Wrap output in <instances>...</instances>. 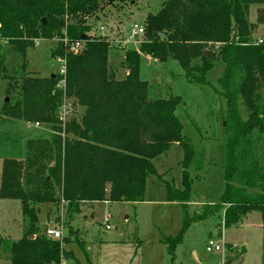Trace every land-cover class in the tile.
<instances>
[{
	"label": "trees",
	"instance_id": "trees-1",
	"mask_svg": "<svg viewBox=\"0 0 264 264\" xmlns=\"http://www.w3.org/2000/svg\"><path fill=\"white\" fill-rule=\"evenodd\" d=\"M135 1L0 0V41H6L0 45V80L7 81L0 127L16 122L45 128L27 139L0 130V197L19 200L24 217L22 238L0 236V249L13 264L71 258L66 245L73 239L84 245L71 226L82 205L143 202L150 175L164 182L167 201L184 210L181 230L164 240L172 255L193 223L215 214L224 228L259 211L264 226V39H254L256 27L264 25V0H164L144 21L140 49L125 48V74L119 79L110 65L115 39L91 30L109 7L119 11ZM253 5L260 7L255 22ZM65 32L73 41L87 36L79 53L66 51L59 41L52 52L54 58L67 57L65 87L59 86L58 73L29 74L28 49ZM142 56L176 62L189 82L212 88L226 103L224 189L218 202L194 215L188 210L193 187L188 169L200 165L178 114L182 97L151 94L152 85L140 75ZM218 68L220 88L211 81ZM64 99L73 111L82 109L65 122ZM176 144L183 151L180 186L163 180L154 164ZM60 206L67 208L66 227L73 235L61 240L41 231L43 209Z\"/></svg>",
	"mask_w": 264,
	"mask_h": 264
},
{
	"label": "rangeland",
	"instance_id": "rangeland-1",
	"mask_svg": "<svg viewBox=\"0 0 264 264\" xmlns=\"http://www.w3.org/2000/svg\"><path fill=\"white\" fill-rule=\"evenodd\" d=\"M163 1L136 0V4L124 6L119 11L109 7L107 15L96 26L104 25L108 38L126 41L132 26L135 23L144 25L147 15L157 12ZM259 9L256 5L250 9L253 22ZM144 38V35L137 38L139 44L129 46L120 42L113 46L110 65L116 71L117 78L121 79L125 74L122 66L125 48L139 50ZM254 39H264V25L256 27ZM36 43L27 52L29 74L47 77L58 73L60 63L52 56L58 40L40 39ZM220 71L218 68L211 75L216 88H220L217 81ZM140 75L152 85V95L161 91L162 96L173 94L182 97L178 114L184 123L185 135L196 148L200 165L199 168L193 164L188 169L193 182L188 210L190 215H194L205 205L218 202L224 189L222 160L225 154L226 103L212 88L189 82L174 61H156L150 65L147 57L142 56ZM6 88L7 81L0 80V101L6 96ZM243 112L245 114L244 109ZM81 113L82 109L77 112L76 108L69 118ZM0 130L20 134L27 139L36 135L37 130L44 131L45 128L37 123L7 122ZM182 159L183 151L176 144L166 154L156 158L154 164L163 180L180 186ZM2 160L0 158V173ZM91 204L86 203L87 206L82 207V215L71 223L83 247L73 239L66 245L72 259L63 257L59 264H229L228 259L232 261L230 264H264V226L259 211L248 213L231 227L220 228L222 219L216 214L193 223L183 242L176 247L175 255H172L164 240L179 233L183 226L184 210L180 204L167 201L166 186L157 176L148 177L143 202H109L102 206L101 211ZM46 210L43 209L41 215L42 232L48 226H59L63 237L73 236L66 227L70 223L66 216L67 210L64 211L61 206L51 212ZM23 226L20 201L0 197V236L16 241L23 236ZM209 239L222 243L225 239L233 247L229 249L226 246L223 251L210 252L207 250ZM243 247L246 252L241 254ZM0 264H13L9 254L2 249Z\"/></svg>",
	"mask_w": 264,
	"mask_h": 264
},
{
	"label": "built area",
	"instance_id": "built-area-1",
	"mask_svg": "<svg viewBox=\"0 0 264 264\" xmlns=\"http://www.w3.org/2000/svg\"><path fill=\"white\" fill-rule=\"evenodd\" d=\"M91 32L95 35H100V36H107L108 34L106 33V27L104 25L101 26H94L91 30ZM145 34V27L143 24H137L135 23L132 26V29L130 31V36L126 39V41H116L112 40L113 46L118 45L120 42H123L124 44H128L129 46L133 43H138L137 38L140 36H143ZM59 42L62 43L64 49L66 51H69L71 53H79L81 49L84 46V40L79 39V40H71L67 33L65 32L64 36L58 40ZM6 41H0V45L4 44ZM257 43H262L263 40H258L256 41ZM139 44V43H138ZM59 63H60V68L58 71V75L60 77V82L59 86L60 87H65L66 85V75H67V57L66 56H61L57 57ZM73 113V107L72 105L64 99V102L60 108V118L63 122H65L69 116ZM38 124V123H37ZM109 228V226H107ZM45 234L47 237L52 238V239H61L63 237V232L59 226H48L45 230ZM226 249V245L223 242L216 241L214 239H209L208 244H207V250L212 252L214 250L216 251H223ZM62 264H65L62 262Z\"/></svg>",
	"mask_w": 264,
	"mask_h": 264
},
{
	"label": "crops",
	"instance_id": "crops-1",
	"mask_svg": "<svg viewBox=\"0 0 264 264\" xmlns=\"http://www.w3.org/2000/svg\"><path fill=\"white\" fill-rule=\"evenodd\" d=\"M135 4H136V3H135ZM133 5H134V4H133ZM146 57H147V59H148L150 65H153V63L156 62L155 59L150 58V57H148V56H146ZM168 202H169V201H168ZM108 203H109V201H105V202H96V203H92L91 205H93L94 207H97V208L101 211V210H102V206L105 205V204H108ZM169 203L179 204V203H176V202H169ZM86 206H87L86 204H83V205H82V207H86ZM61 207L63 208L64 211L67 210L66 207H63V206H61ZM82 207H81V213L75 217L76 220L79 218V216L82 215ZM108 216H110V215H108ZM77 217H78V218H77ZM242 219H243V218H242ZM242 219H241V220H242ZM23 227H24V226H23ZM45 230H46V229H45ZM45 230H44V231H45ZM23 234H24V233H23ZM21 238H22V237H21ZM18 240H19V239H18ZM223 241H224V243H225L226 246L231 245V246L233 247V244L230 243V241L225 240V239H223ZM243 248H245V247H243ZM245 250H246V249H245ZM231 262H232V261L228 259L227 263L230 264Z\"/></svg>",
	"mask_w": 264,
	"mask_h": 264
},
{
	"label": "water",
	"instance_id": "water-1",
	"mask_svg": "<svg viewBox=\"0 0 264 264\" xmlns=\"http://www.w3.org/2000/svg\"><path fill=\"white\" fill-rule=\"evenodd\" d=\"M43 23L46 24V19H43ZM82 40H87V36L86 35H83L81 37ZM54 77V76H53Z\"/></svg>",
	"mask_w": 264,
	"mask_h": 264
}]
</instances>
